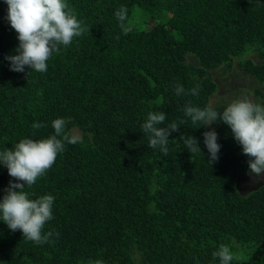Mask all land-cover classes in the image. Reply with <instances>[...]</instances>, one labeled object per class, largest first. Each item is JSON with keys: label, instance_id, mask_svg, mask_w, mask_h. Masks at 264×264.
<instances>
[{"label": "trees", "instance_id": "16d2710c", "mask_svg": "<svg viewBox=\"0 0 264 264\" xmlns=\"http://www.w3.org/2000/svg\"><path fill=\"white\" fill-rule=\"evenodd\" d=\"M65 2L89 32L61 45L40 73L10 70L18 33L0 0V151L53 135L56 118L67 132L82 130L81 142L65 143L23 189L29 199L54 197L42 229L52 237L36 244L0 220V264H220L213 257L220 245L233 252L230 264H264V182L243 192L249 158L231 129L193 124L184 112L189 103L210 106L217 88L210 71L234 58L264 82V62L243 59L255 51L264 60V0ZM121 6L123 22L115 15ZM176 85L189 94L177 96ZM152 110L166 113L162 127L180 126L166 155L148 146L142 129ZM210 128L220 145L211 164L202 135ZM181 134L195 137L201 152L190 153ZM10 181L23 183L0 163V200Z\"/></svg>", "mask_w": 264, "mask_h": 264}, {"label": "clouds", "instance_id": "9594fccd", "mask_svg": "<svg viewBox=\"0 0 264 264\" xmlns=\"http://www.w3.org/2000/svg\"><path fill=\"white\" fill-rule=\"evenodd\" d=\"M7 4V20L12 29L18 33V54L6 57L10 61V70L23 72L25 66L30 70L43 73L47 70L46 61L60 46H68L74 37H80L89 32L77 19L74 11L65 0H5ZM115 15L123 22L127 17V8L121 6ZM176 95L189 94L183 86L176 85ZM42 94V93H38ZM191 95H197V89L190 90ZM185 115L191 118L193 124L209 126L222 121L231 129L236 142L239 143L247 161L249 174L260 177L264 173V106L253 103L248 98L234 100L221 113L208 106L203 109L192 106L184 107ZM166 113L152 110L142 124V129L149 135V147L157 148L167 154L168 137L180 126L173 122L162 127ZM66 121L56 118L52 121L54 134L45 139L34 141L21 139L13 148L0 151V163L6 166L8 174L23 183L9 182L5 195L0 200V220L5 222L12 231L19 229L24 238L36 244L49 241L53 233L42 235L45 223L52 218L54 197L44 195L35 200L29 199V193L23 191L25 185H33L37 178L52 167L58 153L64 150L65 143L76 144L81 137L65 131ZM34 129L43 127L33 123ZM204 146L208 150L209 164L218 159L220 145L217 143L215 131L203 134ZM190 153L201 152L198 141L193 136L180 135ZM58 236L59 234L56 233ZM213 257L219 258L220 264H230L234 254L228 245H220ZM94 264H103L97 260Z\"/></svg>", "mask_w": 264, "mask_h": 264}, {"label": "rangeland", "instance_id": "374dc122", "mask_svg": "<svg viewBox=\"0 0 264 264\" xmlns=\"http://www.w3.org/2000/svg\"><path fill=\"white\" fill-rule=\"evenodd\" d=\"M138 22L135 19H130L129 26L136 27ZM251 59L254 63L264 62L260 59L255 51L243 56V59ZM188 60L193 64H197V60L194 56H189ZM213 81L216 83V91L210 96V106L214 107L218 104L225 103L230 104L234 100L248 98L253 103L264 106V82H259L253 75L245 72L239 64L237 58L233 59L230 67L222 64L210 71ZM209 131H212L210 128ZM70 132L82 137V130L78 126H72ZM264 182V173H261L260 177L254 175L242 178L239 181L240 189L245 192L256 188Z\"/></svg>", "mask_w": 264, "mask_h": 264}]
</instances>
